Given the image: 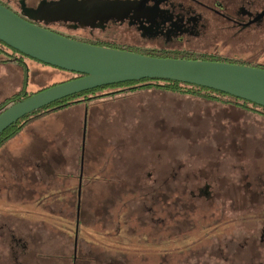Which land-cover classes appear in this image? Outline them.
<instances>
[{
	"label": "rangeland",
	"instance_id": "374dc122",
	"mask_svg": "<svg viewBox=\"0 0 264 264\" xmlns=\"http://www.w3.org/2000/svg\"><path fill=\"white\" fill-rule=\"evenodd\" d=\"M0 49L14 54L1 44ZM6 55L0 50L13 82L7 86L23 79L35 94L77 77L23 56L25 69ZM220 57L264 68V51L254 48ZM150 91L139 94L149 119L130 115L127 125L111 114L113 106L100 102L45 114L30 142L33 168L39 170L32 185L24 189L19 183L0 196V264H264V197L255 199L249 188L244 207L228 208L226 200L222 213L224 197L213 206L204 195L192 196L204 184L205 173L198 171L206 169L212 151L207 144L217 136L197 116L216 107ZM137 104L130 102L129 109ZM252 163L264 173L263 157ZM122 167L145 182L112 181ZM10 233L20 239L17 250L11 249ZM68 239L72 247L76 239L78 261L63 254ZM222 253L230 259L216 260Z\"/></svg>",
	"mask_w": 264,
	"mask_h": 264
},
{
	"label": "flooded vegetation",
	"instance_id": "af4514ba",
	"mask_svg": "<svg viewBox=\"0 0 264 264\" xmlns=\"http://www.w3.org/2000/svg\"><path fill=\"white\" fill-rule=\"evenodd\" d=\"M30 1L0 0V4L36 26L89 45L239 65L245 63L220 56L239 55L248 48L257 53L264 51V0H78L90 2L69 7L52 5L47 10L41 6L61 0ZM115 1L136 3L112 7ZM9 55L14 60L22 59L18 53ZM202 102L216 107L215 112H200L197 117L217 136L207 144L212 151L204 165L206 169L198 171L205 173L204 184L192 196L204 195L213 206L224 197L219 201L222 213L227 209L226 200L231 204L228 208L241 209L247 189L253 191L255 199L264 197V173L252 163L253 157L264 158V108L226 94L212 95ZM257 205L260 203L251 206ZM13 241L19 247L20 241ZM216 257L218 261H228L230 254Z\"/></svg>",
	"mask_w": 264,
	"mask_h": 264
},
{
	"label": "water",
	"instance_id": "95a60500",
	"mask_svg": "<svg viewBox=\"0 0 264 264\" xmlns=\"http://www.w3.org/2000/svg\"><path fill=\"white\" fill-rule=\"evenodd\" d=\"M93 1V0H91ZM90 1L43 4L69 7ZM98 2V1H97ZM136 2H112L126 7ZM29 14L32 13L28 10ZM0 42L42 64L80 77L18 100L0 113V136L21 119L60 100L143 80L173 81L226 94L264 108V69L225 62L156 58L85 44L36 26L0 4Z\"/></svg>",
	"mask_w": 264,
	"mask_h": 264
},
{
	"label": "trees",
	"instance_id": "16d2710c",
	"mask_svg": "<svg viewBox=\"0 0 264 264\" xmlns=\"http://www.w3.org/2000/svg\"><path fill=\"white\" fill-rule=\"evenodd\" d=\"M2 45H3V47H7L3 43H2ZM13 53L15 54L18 52L13 51ZM141 55H143V54H141ZM20 56H21V58H24L23 55H20ZM145 56L156 57V58H171V59L190 60L188 58H183V57H170V56L156 55V54H145ZM6 57L11 59L12 56L6 55ZM234 64H236V63H234ZM240 65H245V64H240ZM58 70H60V69H58ZM60 71H63V70H60ZM63 72H65L66 75L70 73L67 71H63ZM71 74H74V73H71ZM74 75H77V77L80 76L78 74H74ZM65 82H67V81H65ZM24 84H25L24 88L20 92H18L13 97L8 98L7 100H5L4 102H2L0 104V113L3 110H5L7 107L12 105L13 103L17 102L18 100L25 99V98L34 94V93H30L26 90L27 81H25ZM152 89L153 90L157 89V90H159L158 92L161 91V92L170 93V94L187 95V96L196 97L198 99H204V98H208L209 96H212V95L222 94L220 92L201 88L198 86L187 85V84L173 82V81H161V80H143L140 82H130V83L119 84V85H114V86L102 87V88L90 90V91H87V92L77 94V95L68 97L66 99L60 100V101H58V102H56V103H54V104H52V105H50L44 109H41L37 112H34L33 114H31L29 116H26L25 118H23L19 122H17L15 125L10 127L7 131H5L0 136V148L3 145H5L6 142H8L12 138H14L16 135H18L30 123V121H32L34 118H36L40 115H45V114H48L51 112H56L58 110L65 109V108H68V107L76 105V104L91 103V102H100L102 104L108 105L109 107L121 106V108L125 109V108H127V106H129L128 104L130 102H134V101L129 100L130 97H132L133 95H138L140 93H144V92H152V91H150ZM107 90H110V92ZM154 93H156V92H154ZM150 98H151V96H150ZM135 102H138V101H135ZM39 167H40V165H39ZM125 170L126 169H124V167L119 169L118 173L115 174L112 181L115 180V181H128V182H145L143 180L144 177L139 176L137 179H133V178L129 177L128 170H126V172H125ZM145 175L148 177L149 173H147V174L145 173L143 176H145ZM3 176H4V174H1L0 178H2ZM13 186H14L13 184L8 182V189L15 191ZM6 192H8V190ZM0 196H3V195H0ZM9 236H10V238H12L11 249L17 250L19 247H16V245H14L15 241H13V240L15 238V239H18L20 241V239L17 238V236L15 234H12V233H10ZM63 245L64 246L69 245V250H67L66 252L64 250L63 254H69L70 257L75 258L76 254H77V251L75 252L76 239H74L73 247L71 244V239H68L67 244H65L63 241ZM79 245H80V243H79ZM77 246H78V244H77ZM79 257L80 256L78 255L76 257L75 261H78Z\"/></svg>",
	"mask_w": 264,
	"mask_h": 264
},
{
	"label": "crops",
	"instance_id": "0c3cea01",
	"mask_svg": "<svg viewBox=\"0 0 264 264\" xmlns=\"http://www.w3.org/2000/svg\"><path fill=\"white\" fill-rule=\"evenodd\" d=\"M7 62L8 61L0 62V103L20 92L25 85L22 79L20 83H18L19 81H15L16 83L13 85L7 86V81L11 84L13 83L8 77L11 72ZM18 64L25 69L29 67L24 61H20ZM28 87L29 85L27 84V91ZM129 100L138 101L135 110L129 109V106L125 109L121 108V106H113L110 110L111 114L116 115L117 118L123 119L125 121L123 123L124 125H127L126 119L130 115H132L131 119L136 121L139 119H149V114H146V112H144L145 108L142 107L146 103L144 96H139V94L133 95ZM108 107L107 105V108ZM100 108H102V106H100ZM101 110L102 109H99L98 111ZM99 113L100 112H98V114ZM45 116L46 115H40L34 118L18 135L0 148V176L4 174V178H0V195H4L2 192L5 193L7 190L11 191V189H8V182L14 185L13 187L15 190V186H18L19 183L24 185V189H27L28 185H32V177L33 175H37L39 170L33 168L30 142L35 136L36 130L40 128L39 124L46 118ZM35 167H39V161L35 162Z\"/></svg>",
	"mask_w": 264,
	"mask_h": 264
}]
</instances>
